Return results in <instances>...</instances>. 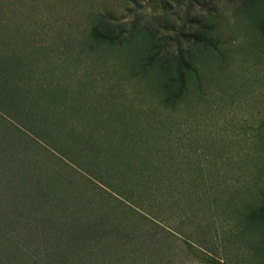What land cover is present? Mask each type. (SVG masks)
Here are the masks:
<instances>
[{
    "label": "rangeland",
    "instance_id": "obj_1",
    "mask_svg": "<svg viewBox=\"0 0 264 264\" xmlns=\"http://www.w3.org/2000/svg\"><path fill=\"white\" fill-rule=\"evenodd\" d=\"M238 2L0 0V52L21 61L0 72V183L29 179L48 235L33 264L251 263L255 233H241L264 209V40ZM204 20L212 58L186 40ZM180 51L197 55L195 74ZM8 218L4 234L21 220Z\"/></svg>",
    "mask_w": 264,
    "mask_h": 264
},
{
    "label": "trees",
    "instance_id": "obj_2",
    "mask_svg": "<svg viewBox=\"0 0 264 264\" xmlns=\"http://www.w3.org/2000/svg\"><path fill=\"white\" fill-rule=\"evenodd\" d=\"M235 11L242 15L247 21H249L257 34H259L260 37H262V39L264 40V0H239L237 6L235 7ZM200 25L203 29V32L189 34L186 40L188 42H191L193 45L202 47L199 51L200 54L203 52L211 58L214 56H218L220 40L218 39L216 34V23L212 21L211 24H209V21L204 20ZM151 50L152 47H150L149 42H147L145 49H143L141 54L147 55L151 52ZM1 53L2 51L0 52V72L7 76L17 71V66L21 65V61L17 60L15 56L7 59L6 55L2 56ZM180 53L181 54L178 58L180 60L181 67L187 70L188 73L195 74L196 70L194 65L196 63L197 55H195L193 52H189L187 57L184 58L181 51ZM17 61H19L18 64ZM150 61V68L158 71L159 82L162 85L163 89L166 90V88H169V86H171L172 84L169 77L170 72L166 71L165 67L160 62H157L154 59L152 60V58H150ZM6 63L14 68L8 69L5 66ZM180 88L182 96V94L184 93V88H186L185 81H182ZM163 89L161 91L162 94L166 92L165 90L163 91ZM1 164L2 162L0 163V168H2ZM18 175H16L18 180L15 185H12L14 182H11L8 179H5L2 185L0 183V225L3 224L2 222H5L7 226L6 217L7 219H11L8 218L11 215L21 218V220L16 225L13 222L12 225L7 227V229H9L8 231H10L9 234H4L3 227H0V264L35 263L34 261L37 259V255H39L37 254L39 250L37 243L39 240V236H43L45 240L48 239L47 233L43 234L40 231L36 233L34 229L35 218L33 197L28 188L30 182L26 176V173L25 175H23V173L20 172L18 173ZM26 188L27 190H25ZM244 221L245 229L241 234H246L250 231H253L255 233V238H253L247 245L250 253V264H264L263 207H261L260 205L252 209L249 208L247 214L244 216ZM43 237L42 239H44ZM42 239L41 242L44 247V241H42ZM19 244H22L25 247L24 249H26L24 252L22 251V253H19L21 250L19 252L17 251V247L19 246ZM7 248L9 249L10 253L6 251ZM12 249H14L15 253L12 252ZM27 255H29V257ZM42 262L46 264L43 258Z\"/></svg>",
    "mask_w": 264,
    "mask_h": 264
}]
</instances>
